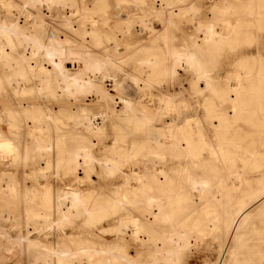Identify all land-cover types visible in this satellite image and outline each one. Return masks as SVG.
I'll list each match as a JSON object with an SVG mask.
<instances>
[{
    "label": "bare ground",
    "instance_id": "6f19581e",
    "mask_svg": "<svg viewBox=\"0 0 264 264\" xmlns=\"http://www.w3.org/2000/svg\"><path fill=\"white\" fill-rule=\"evenodd\" d=\"M202 1L0 0V201L16 205L17 223L12 228L26 237L27 249L39 247L40 253L50 254L52 260L76 258L79 264H147L135 246L145 242L170 247L163 253L168 264H174L185 247L218 228L227 235L244 227L253 212L264 216V152L239 155L225 144L214 147L196 115L186 116L181 124L172 118L185 101L176 100L172 94L152 93V83L168 84L177 71L190 69L205 83L203 88L209 93L206 103L230 101L231 115L225 107L210 111L217 119L213 130L223 133L227 131L224 123L231 126L243 120L253 126L257 141L264 146V64L243 72L242 63L227 73L225 91L205 77L206 69L198 56L204 47L249 37L245 31L258 10L264 8V0H218L205 17L200 10ZM57 19L60 27L74 30L80 43L70 44L50 33V25ZM186 21L196 22L195 33L188 39L191 48H172L176 36L171 28ZM157 22L161 23L159 31L154 27ZM100 26L108 28L107 45L98 37ZM147 36L160 43V55L137 59L135 67L146 80L131 81H142L148 94L147 100L133 105L116 79L130 54L117 50L124 40ZM90 44L98 46L100 52L88 48ZM69 64L75 68L69 69ZM196 91L194 95L199 93ZM88 95L94 96L101 111L94 122L83 124L89 133L87 139L66 140L58 116L60 107L53 103H60L63 97L78 100ZM78 117L88 114L82 111ZM164 117L170 119L167 125L163 124ZM107 120H112L116 139L132 135L138 143L132 150L117 147L110 155L97 158L96 141L106 133ZM120 123L127 126L126 130ZM204 149L211 159L196 160ZM134 155L141 158L134 160ZM174 156L184 162L195 161L188 171L183 167L184 175L179 173L172 179L167 166ZM18 167L30 168L32 176L44 179L51 173L58 180L67 177L75 184L83 179L89 182L95 170L118 177L121 186L112 190L107 202L111 214L107 229L96 231L105 242L72 241L66 232L79 217L83 218L84 230L97 226L102 219L100 207L92 204L79 186L64 183L51 190L46 183H37L21 192L12 170ZM196 197L200 206L188 210L186 202ZM159 224L168 225V230L161 232ZM2 229L0 226V232ZM32 236L34 241L29 238ZM55 236L62 241V250L41 240ZM232 253L234 264L236 251Z\"/></svg>",
    "mask_w": 264,
    "mask_h": 264
},
{
    "label": "rangeland",
    "instance_id": "374dc122",
    "mask_svg": "<svg viewBox=\"0 0 264 264\" xmlns=\"http://www.w3.org/2000/svg\"><path fill=\"white\" fill-rule=\"evenodd\" d=\"M97 1L98 0H89L90 3H96ZM217 1L218 0H211V3L209 0L202 1L203 6L200 7V10L203 17L209 14L210 5ZM236 1L245 3L249 0ZM108 3L110 4V1ZM111 8L110 11L112 13ZM65 13L69 15L70 11L67 10ZM4 16L9 18L10 14H5ZM255 17L245 31L247 36H249L247 37L248 39L240 38L234 40L228 45L207 46L204 47V49L202 48V50L198 53V56L204 63L206 69L204 71L205 77L210 82L217 84L222 90H228L227 85L224 82L225 75L227 73H231L242 63H245L243 72H249L250 68L255 64H264V8L259 9L258 15ZM187 22L189 23L190 21L182 22L183 25L185 24L184 26L181 23V25H176L171 28L173 30V34L177 38H175L172 42V48H178L181 50L191 48L190 43H188V39H190L193 36V33H195L193 25L196 22L186 24ZM59 25L60 20L57 19L52 25H50V33L60 39L66 40L70 44L80 43L79 39L74 36V30L66 27H60ZM158 25L160 27H158ZM154 27L158 31L159 29L161 30V23H154ZM107 32L108 28L106 26L99 27L98 37L104 42V45H107L105 39ZM88 48L94 52H100L99 47L93 44H90ZM159 49L160 43L150 40L147 36V38L141 40H124L117 50L119 54H130V58L122 63L121 68L123 72L121 75L119 73L116 79L120 80L119 82L122 84V88L124 87L123 89L125 90V95L128 96L127 98L133 105H137L140 101L147 100L148 94L146 90L147 87L142 83V81H139L138 84H134L131 81V78L146 80V76L142 74L141 71L136 69V61L138 58L146 56L159 57ZM72 65L73 64H69L68 68L73 70L75 67ZM242 85L244 86L245 83L243 82ZM204 86L205 83L203 81H198L195 75L190 72V69L183 68L174 74V79L169 81L168 84H161L160 82L157 84L152 83L151 88H153L152 93L155 95H160L161 93L171 96L172 94L175 96L174 98L176 100L185 101V106H180L172 118L174 120L176 119L175 121L181 124L186 116L191 115L194 117L196 115L195 117H197L200 126H202L204 132L206 133V137L210 135L208 138L211 140H208H210V143L214 147L225 144V147L229 151L238 153L239 155H244L246 152L250 151L264 152V146H260V143L257 141V136L254 133L253 126L246 121L238 120L231 126L224 123L223 127L226 128L228 132L224 131L223 133L217 134L213 130L214 126L217 125V119L211 117L212 114L210 111L217 112L220 109L224 110L222 108L225 107L227 112L231 115V109L229 108L231 104L229 103L230 101L225 99L222 102V105H217L218 103L216 102L210 103L213 104V106L210 107V104L208 102L206 103L207 98H209V93L205 91L203 88ZM141 88L143 91H141ZM202 88L204 89L203 91L197 90ZM194 91L199 93L194 95ZM261 94L263 97L261 99L264 102V92H262V90ZM88 96L89 97L80 96L78 100L63 97V101L60 103H53L54 107H60V113L58 116L61 122L60 124L66 134V140H85L89 135V133L84 130L83 124L85 122H94L95 118L101 111V105L95 101L94 96ZM187 105H189V108H187ZM180 109H182V111ZM56 111H58V109ZM82 111H85L88 114V117H78L82 114ZM262 112L264 113V109ZM162 120H164L163 124L165 125L170 123L169 117H164ZM107 123L106 133L98 136V140L96 141L94 155L97 158H103L106 155H110V153L117 147L122 148L125 146L132 150L134 144L138 143V141L133 140L132 135L125 139L121 137L116 139L113 133L115 129L112 126V120H107ZM119 125L121 129L126 130L127 126L124 123H120ZM210 155L211 154L207 149L201 150L200 156L196 160H210ZM139 158L141 157L138 155L133 156L134 160H139ZM194 161L193 159H187V161L184 162L180 157H170L167 171L172 176L171 178L174 179L179 173L184 175V172L181 171L183 167H186V171H188L189 167L192 168L191 166H193ZM12 170L14 174L16 173L15 178L17 179L18 188L21 192L24 187L31 189V187L37 183H46L51 190L63 186L64 183L73 187H76V185L79 186L86 196L88 195V197L91 198L90 201L92 204L100 207L101 211H99V215L102 219L97 226H89L88 230H84L85 225L83 218L79 217L72 226L66 227V232L72 235V241L88 239L97 244L105 242V240L99 236L96 231L99 229H107L106 226L111 218L107 202L109 201V195L121 186V180L118 177L112 174L105 175L100 170H95L91 173L89 182L83 179L80 181L81 183L78 182L75 184V182L69 181L67 177H65L64 180H58L55 176L51 175V173L44 179L41 176L36 177L35 175H33V178L31 170L28 167H18L13 168ZM190 171L191 173L193 172L192 169H190ZM25 177L26 179H24ZM250 178L254 179L251 176ZM90 191L91 193L88 194ZM186 203L188 210L193 207L200 206V201L197 197L195 200H189ZM127 207L129 210H133L131 205L128 204ZM16 209V205L12 202L4 204L0 201V226L4 228L0 232V264H48V262H50V264H79L76 258H71L70 260L65 261H57L56 259L52 260L50 254L44 256L45 254L40 253L42 248L39 247H31L27 249L25 246L26 237L24 235L22 236L21 232L18 233L19 231L17 229L15 230L12 228L13 225L17 223ZM158 226L161 232L168 230V225L159 224ZM230 232L226 235V231L220 227L212 233H209L210 235H205L203 238L197 240L198 242L196 241L195 244L191 243L190 246L185 247L180 254L176 255L177 261L174 264H231L233 250L236 251L235 260L233 262L234 264H264L263 215H257L256 211L253 212L246 220L244 227ZM148 237V234H146L145 238L147 239ZM29 238L31 241H34L33 236ZM41 240L45 242L44 244L46 245L49 243L57 244L59 249H63L61 246L62 241H59L57 236L42 237ZM135 246L141 251L142 258L147 264H168L166 254L163 252H166L170 249V247L164 245L154 247L145 242L136 243ZM132 248L133 247L130 248L129 252L133 250ZM49 256L50 258L48 259Z\"/></svg>",
    "mask_w": 264,
    "mask_h": 264
}]
</instances>
